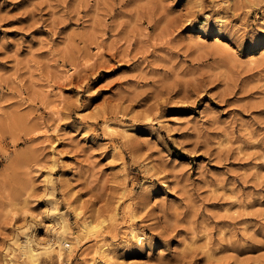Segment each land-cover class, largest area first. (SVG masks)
<instances>
[{
  "label": "rangeland",
  "instance_id": "1",
  "mask_svg": "<svg viewBox=\"0 0 264 264\" xmlns=\"http://www.w3.org/2000/svg\"><path fill=\"white\" fill-rule=\"evenodd\" d=\"M31 232L38 264H264V0H0V264Z\"/></svg>",
  "mask_w": 264,
  "mask_h": 264
},
{
  "label": "bare ground",
  "instance_id": "2",
  "mask_svg": "<svg viewBox=\"0 0 264 264\" xmlns=\"http://www.w3.org/2000/svg\"><path fill=\"white\" fill-rule=\"evenodd\" d=\"M222 22V21H221ZM219 23V22H218ZM219 25V24H218ZM217 41V40H216ZM216 44V43H215ZM218 44V43H217ZM74 72V71H73ZM59 95L62 96L63 95V92L61 90H59ZM83 111V109H82ZM55 113V111H54ZM118 123V122H117ZM113 131V132H118V131H121L122 134H126L128 133L129 129L126 125H124L123 123L121 124H115V125H110V124H105L104 125V128L106 127ZM130 127V126H129ZM106 130V129H105ZM112 132V133H113ZM127 135V134H126ZM125 136V135H124ZM53 142V140H52ZM49 144V143H48ZM54 144H52V151L54 150ZM50 147V146H49ZM56 152V151H55ZM60 152V151H59ZM53 157L55 156L54 155V152H53ZM55 158V157H54ZM53 158V159H54ZM54 161V160H53ZM63 163V162H62ZM149 163V162H148ZM146 164V163H144ZM54 165H55V161H54ZM63 165V164H62ZM64 166V165H63ZM146 166V165H144ZM148 170V169H147ZM149 172V171H148ZM158 175V174H157ZM145 180V179H144ZM143 180V181H144ZM47 183L48 184H52V174L51 173H48L47 174V179H46ZM142 181V182H143ZM141 182V183H142ZM146 183V182H145ZM144 183V184H145ZM142 185V184H141ZM65 188V187H64ZM120 198V197H119ZM121 199V198H120ZM74 205V204H73ZM54 210H55V216H57V220L55 221V224L57 225V229L54 231V233L51 235V238L49 239L50 241L47 243V244H44L43 245V248L48 251H55L58 256L60 257L61 256V252L59 249H55L54 248V244H57L58 246H61L63 243H66V241L63 239V236L65 234H68V226L67 224L65 223L64 219L62 216L59 215V213L57 212V207L54 206ZM81 214V210H77V208L75 209V215L78 217L80 216ZM105 220L104 219H101L99 221L98 224H94L93 223V220L92 219H89L88 217L84 218L83 220V225H84V228H87V232H94L95 230H97L101 224L104 222ZM130 229H129V233L131 234L132 238L135 239L136 241V244H140L143 242V238L141 237L142 235H140L139 233H136V228H134L133 226H129ZM33 235H32V232L30 233L29 235V239L26 241V245H25V248H24V254H25V257L27 258V260L29 261L30 264H38V257H39V254H40V250L39 248L35 247L34 246V243H33ZM66 247H68V243H66L65 245ZM96 251H95V254L97 253L98 255H102L101 257L104 258L106 261L109 262V260H118L119 258H117V256H115L114 252H115V248H109V246H106L104 243H101V244H98V246L96 247ZM70 249V248H69ZM70 253V252H68ZM96 254V256H98ZM121 258V257H120ZM92 260V259H91ZM90 260V261H91ZM96 261L95 264H99L101 262H99V260L96 259V257L94 258L93 262ZM105 261V262H106ZM92 262V263H93ZM104 262V261H103ZM105 263V264H111L110 262L109 263ZM94 264V263H93ZM113 264H120V263H117V261L113 262Z\"/></svg>",
  "mask_w": 264,
  "mask_h": 264
}]
</instances>
